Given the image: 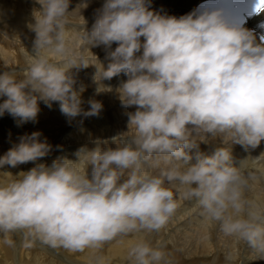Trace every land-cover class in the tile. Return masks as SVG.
Here are the masks:
<instances>
[{
  "label": "clouds",
  "instance_id": "9594fccd",
  "mask_svg": "<svg viewBox=\"0 0 264 264\" xmlns=\"http://www.w3.org/2000/svg\"><path fill=\"white\" fill-rule=\"evenodd\" d=\"M35 2L40 7L28 25L34 54L23 75L7 64L0 72V117L7 113L17 127L35 123L38 101L48 108L57 102L70 121L99 116L102 102L89 98L85 110L86 86L78 83L79 71L92 66L97 95L115 90L122 107L135 108L127 114L135 135L115 148L96 140L91 150L79 147L75 160L58 156L50 165L37 163L53 151L41 132L20 136L0 156V168L35 166L0 185V233L18 232L29 247L39 242L83 252L117 237L159 232L182 200H195L225 235L264 257V206L247 197L259 178L233 157V145L249 152L264 141V39L257 43L253 31L222 9L197 7L176 17L152 10V0H104L91 29L80 16L83 27L73 35L70 15L90 0L73 11L71 0ZM259 6L254 0L253 14L264 12ZM92 48L105 51L106 67ZM121 73L126 79L115 89L103 83ZM215 138L223 146L210 155L200 151ZM165 247L140 240L129 259L170 264Z\"/></svg>",
  "mask_w": 264,
  "mask_h": 264
},
{
  "label": "rangeland",
  "instance_id": "374dc122",
  "mask_svg": "<svg viewBox=\"0 0 264 264\" xmlns=\"http://www.w3.org/2000/svg\"><path fill=\"white\" fill-rule=\"evenodd\" d=\"M13 0H4V3H10L11 6L13 5L12 3ZM21 1V2H20ZM23 2V3H22ZM25 2V3H24ZM32 3V4H29V3ZM17 4V5H16ZM20 4V5H19ZM16 5V6H15ZM18 6V7H17ZM34 6V7H33ZM17 7V8H16ZM39 5L35 2V0H17L14 1V6L10 7V11H9V15L11 13V15H15L16 13H13L12 11L15 10L18 11L23 9V8H27L29 9V11L27 12V17L29 19V22L32 23L34 22V12H35V9H38L39 10ZM17 9V10H16ZM2 20H4V18H1ZM2 20H0V72H3L5 70H7L5 68V64L8 65V63L6 61H8L10 63V61L12 63L9 64V67L10 65L12 64L11 67L13 68H16L17 71L23 75V71L25 69H27L31 63V59H32V56L34 53H33V46H32V39L34 38L33 35L34 34H27V32H22L19 31V30H14V28H11L9 27V22L10 21H7L8 18L6 17L5 21L6 22H3ZM4 24V25H2ZM2 27V28H1ZM11 28V29H10ZM3 29V30H2ZM13 30V31H12ZM18 31V32H17ZM13 32V33H12ZM10 35H9V34ZM19 33V34H18ZM21 33H23L21 35ZM16 36H15V35ZM4 35V36H2ZM23 36L24 39L21 37ZM8 37V38H7ZM11 37V39H10ZM17 37V38H15ZM19 37V38H18ZM4 38V39H3ZM15 38V39H14ZM30 38V39H29ZM32 38V39H31ZM20 39V40H19ZM6 40H11V41H8L6 43ZM22 40V41H21ZM11 42V44H10ZM23 42V44H22ZM28 42V43H27ZM30 42V43H29ZM9 43V44H8ZM21 43V44H20ZM16 44V45H15ZM7 47H5V46ZM11 45H12V48H11ZM21 45V46H20ZM4 46V47H3ZM17 46V48H16ZM28 46V47H27ZM5 48V49H4ZM4 49V50H3ZM11 49V50H9ZM8 50V51H7ZM15 50V51H14ZM10 53V54H9ZM9 54V55H8ZM5 56V57H4ZM12 57V58H11ZM9 58V59H8ZM11 58V59H10ZM20 60H19V59ZM5 60V64H4V60ZM14 59V60H13ZM3 60V62H2ZM17 60V62H16ZM54 62V61H53ZM13 63L15 65H13ZM17 63V64H16ZM19 63V64H18ZM25 63V64H23ZM4 65V66H3ZM27 65V66H26ZM82 70V69H81ZM79 71V72H82V71ZM73 73L76 72V69H72ZM83 77V74H79L78 73V83L79 82H83V84L86 86V90L82 93L83 96L81 95V99L83 100L84 98L88 101V98H95L96 100H98V98L94 97L93 95V90L92 88L86 84V81H85V77ZM83 80V81H82ZM2 99H5L4 97H0V103H2ZM84 99V100H85ZM83 100V101H84ZM84 101L85 105H82L84 108H86V105H87V101ZM100 101V100H99ZM43 102H39L38 101V104H39V107L41 110L44 109V112L40 110L38 116L42 118V115L45 117L44 119H40L38 116H37V120H41V121H36L35 123H32L30 124L29 123H26V125H29V126H26L25 124H23L22 126L20 127H17L16 126V122L14 121V119L8 115L7 113H5L2 117H0V156H2L10 147H12L14 144L18 143L19 142V137L24 135L25 133L27 134H31L32 132L34 131H39L41 133H43V135L41 136V140H43L44 138H47V141L48 143H50L52 146H53V151L46 157L42 158L41 160H39V162L37 161V163H45V164H48L50 165L56 157L58 156H67L69 159H71L72 157V160L76 159V157L73 155V153L81 146H87V148H94L96 145H94L95 143V140H100V141H106L107 143H102L101 145V148H106V147H116V145H123L124 143L130 141L131 137H133L135 135V127H131L132 129H129L130 131L126 130L127 133H128V137H123L121 138L120 135H116L115 133V126L116 125H126L127 124V121L128 120L126 118V116H122L123 113H129V112H133L134 111V107L132 108H124V110L122 109V106H121V110L123 111H119V113H114L113 115L111 114H107V112H104L103 114L100 112V115L99 116H95L94 117H88V118H82L81 117H76V119H73V120H69L68 118H65V116L59 111V104L57 102L56 106H55V103H52V107L58 114L54 115L56 112H52V113H49L48 112V107L45 106V104ZM42 105V106H41ZM54 105V106H53ZM55 107H57L55 109ZM50 109V108H49ZM47 110V111H46ZM58 110V111H57ZM87 110V109H86ZM127 110V111H126ZM46 112V113H45ZM123 112V113H122ZM122 113V114H120ZM51 114V115H50ZM117 114V115H116ZM104 115V117H103ZM106 115V116H105ZM51 116L52 119L50 118ZM58 116V117H57ZM117 116V117H116ZM120 116V117H118ZM128 117V116H127ZM2 118V119H1ZM39 118V119H38ZM54 118V119H53ZM59 118V119H58ZM98 118H99V121H98ZM116 118V119H115ZM119 118V119H118ZM123 118V120H122ZM4 119V120H3ZM56 119H58V121H56ZM61 119V120H60ZM88 119V120H87ZM111 122H109L110 120ZM49 120V121H48ZM56 122H54V121ZM67 120V121H66ZM69 120V121H68ZM75 120V121H74ZM102 120V121H101ZM114 120V121H113ZM4 121V122H3ZM59 121H62L61 123ZM64 121H66L65 123H63ZM102 122V125H101V122ZM105 121H107L105 123ZM125 121V122H124ZM13 124H12V123ZM59 124H58V123ZM68 122V123H67ZM74 122V124H73ZM76 122H78L76 124ZM109 122V123H108ZM118 122V123H117ZM121 122V123H120ZM44 123V124H42ZM71 123V124H70ZM117 123V124H116ZM125 123V124H123ZM3 124V125H2ZM8 124V125H7ZM34 124V125H33ZM68 124V125H67ZM70 124V125H69ZM82 124V125H81ZM108 124H109V127H108ZM2 125V126H1ZM12 125V126H11ZM40 125V127H39ZM42 125V126H41ZM49 125V126H48ZM58 125V126H57ZM62 125V126H61ZM64 125V126H63ZM76 125V127H75ZM94 125V126H93ZM115 125V126H114ZM8 126V127H7ZM24 126V127H23ZM37 128H36V127ZM45 126V127H44ZM68 126V127H67ZM78 126V127H77ZM81 126H83V128L86 126V130L84 129V131H86V134L83 130V128H81ZM102 126V128H101ZM31 129H29V128ZM47 127V128H46ZM64 127L66 129H64ZM74 127V129H73ZM14 128V130H13ZM38 130H36V129ZM43 128V129H42ZM74 131H72V129ZM77 128V129H76ZM99 128L100 130H103L104 133H102V131H99ZM114 130H113V129ZM3 129V130H2ZM9 129V130H8ZM34 129V131H32ZM79 129H82L79 131V133L77 132ZM96 129V130H95ZM28 130V131H27ZM69 130V131H68ZM87 130H89L87 132ZM91 130V131H90ZM10 131V132H9ZM12 131V133H11ZM15 133H14V132ZM29 131H31L29 133ZM58 131V132H57ZM77 133H76V132ZM98 131V132H97ZM114 131V132H112ZM83 133V135L80 136V134ZM97 132V134L95 133ZM48 133V134H47ZM51 133V134H50ZM72 133V135H71ZM74 133V134H73ZM109 133V134H108ZM75 134H78L77 136ZM96 134V135H95ZM108 134V135H107ZM100 135V137L98 136ZM116 135V137H115ZM12 136V137H11ZM69 136V137H68ZM94 136V137H92ZM96 136V137H95ZM111 136V137H110ZM130 136V137H129ZM65 137H68V138H65ZM77 137V138H76ZM80 137V138H79ZM84 137V138H83ZM99 137V138H98ZM103 137V138H102ZM61 138L64 139V141L61 140ZM112 138V139H111ZM114 138V139H113ZM118 138V139H117ZM81 139V140H80ZM84 139V141H83ZM102 139V140H101ZM108 139V140H106ZM77 140H78V143H77ZM89 140V141H88ZM115 140V141H114ZM70 141V143H69ZM72 141V143H71ZM81 143H80V142ZM83 141V142H82ZM60 142V144H59ZM86 142V143H85ZM89 142V143H88ZM113 142V143H112ZM121 142V143H120ZM67 143V145H66ZM77 143V144H76ZM85 143V144H83ZM120 143V144H119ZM62 144V145H61ZM65 144V145H64ZM70 144V146H68ZM82 144V145H80ZM12 145V146H11ZM59 145V146H62V150H58L56 148V146ZM80 145V146H79ZM79 146V147H77ZM259 149H255L254 152L253 151H249L248 154L252 153L251 155L252 156H257L258 153H260V146L258 147ZM90 149V150H91ZM56 151V152H55ZM241 151V152H240ZM256 151V152H255ZM236 153H247L245 152L242 148H239V150L235 151ZM235 152L233 153L234 155ZM264 152V151H263ZM53 154V155H52ZM63 154V155H62ZM261 154V153H260ZM69 155V156H68ZM262 156H264V154H261ZM259 155V156H261ZM55 157V158H54ZM260 159V158H259ZM263 159V157L261 158ZM50 160V161H49ZM49 161V162H48ZM35 166L33 163H26V164H21L19 165L18 167L16 168H11V167H8V166H5L4 168H0L3 169L5 171V173H11V175H9L11 177L12 180H17V179H20L18 175V173L20 172H26L27 170H29L31 167ZM88 172H91V166L88 167ZM90 170V171H89ZM158 171V169L156 170ZM90 174V173H89ZM8 175V174H7ZM258 181L256 182H253L252 183V188H251V192L249 191L247 195V197H249V199L253 200V201H256L258 202V198H257V191L258 189L255 188L254 186L256 185V183L260 186V177L258 176ZM8 183V179H2L0 178V185H6ZM255 183V184H254ZM260 188V187H259ZM174 190V193H175V189ZM255 190V191H254ZM253 191V192H252ZM256 193V194H255ZM187 200H182L180 202V206L182 207L180 209V207L176 210L175 214L176 216H173V218L170 219V221L168 222V224L162 228V230H160L158 233L155 232L156 234H152L151 233V237H149L147 232H145L146 234H144V238L146 237H149L147 239H145L146 241H148L153 247L157 246L159 244V242H163V244H165V251L171 255L168 256V258L170 259L169 261H171L172 263L174 262V264H177V263H181V264H205L203 259L205 258L206 259V264H211V261L214 259L211 258L212 257H215V255H217L215 257V259L212 261V264H222L225 262L228 263V264H253L254 261L255 263L254 264H264V257H260L258 256L257 253H253V251L250 249V248H247L248 246L246 244H244V242L242 241H239L236 239V237L234 236H227L225 235L221 230H220V227H219V224L216 223V222H210L208 219L205 218L204 215H202V212L200 213L199 211L201 210L200 208L199 209H195L194 211H192V209L194 208V206H198L197 203H195L196 201L195 200H191L190 202L187 201ZM193 203V204H192ZM184 204V205H183ZM186 204V205H185ZM185 206V207H184ZM187 206V207H186ZM189 206V207H188ZM199 207V206H198ZM187 208V209H185ZM187 210V212H186ZM181 211V212H180ZM202 211V210H201ZM185 214V215H184ZM178 216V217H177ZM193 216V217H192ZM194 220H193V219ZM177 220V221H176ZM178 220H180L181 222H179ZM187 220V221H186ZM190 220V221H188ZM186 222V223H185ZM210 222V225L211 227H209V232L206 234V242H204L205 246L203 244H197V245H201V247H205L204 250L201 249L199 246H198V250H195L197 249V247H195V251L197 253L194 252L193 249L190 250V248H193L191 246H193V241L192 239H200V238H195L194 236H196L200 230V228H202V226H205L204 224H208ZM175 223V224H174ZM178 223V225H177ZM189 223V224H188ZM170 224V226H169ZM173 225V226H171ZM177 225V226H175ZM168 226V227H167ZM167 230H166V229ZM169 228V229H168ZM175 228V230H174ZM212 228V229H211ZM172 229V230H171ZM178 229V230H177ZM177 231V232H176ZM195 231V232H194ZM212 231V232H211ZM216 231V232H214ZM161 232V234H159ZM176 234H174V233ZM191 232V233H190ZM211 232V233H210ZM214 232V234H213ZM138 234V232H136ZM135 233V234H136ZM168 233V234H167ZM171 233V234H170ZM210 233V234H209ZM221 233V234H220ZM10 234V235H9ZM133 233V235H135ZM159 234V235H158ZM174 234V235H173ZM181 234V235H180ZM14 235V236H12ZM132 235V234H131ZM130 235V236H131ZM156 235V236H155ZM158 235V236H157ZM161 235V236H160ZM164 235V236H163ZM171 235H173L171 237ZM183 235V237H182ZM10 236V237H9ZM160 236V237H159ZM200 236V234H199ZM216 237V238H215ZM152 238V239H151ZM162 238V239H161ZM165 238V239H164ZM171 238V239H169ZM175 239L176 241H180L177 243L174 242L172 239ZM187 241H190L192 244L189 245L186 241H183L185 239ZM218 238V239H217ZM228 238V240H227ZM154 239V240H153ZM157 239V240H156ZM159 239V240H158ZM171 240V243L169 240ZM217 239V240H215ZM6 240H11L12 241V244L9 245L8 243H6L5 241ZM144 240V239H142ZM166 240V241H165ZM181 240L183 242H181ZM210 240V241H209ZM215 240V241H214ZM228 241V243H225L223 241ZM151 241V242H150ZM214 241V243H213ZM28 240L25 239V237L21 234H17V233H0V264H116L115 263V260H110V263L109 262V258H104V254L106 252V250L112 246L113 244H115L117 242V238L114 239L113 241L111 242H108V243H105L100 249H94L93 252H90L89 253V257L87 256L88 252L91 250L89 249H85L83 252H72L70 250L67 251V249H64L62 247L60 248H51L47 245H43L39 242H36L34 244H32L31 247L27 246L28 245ZM173 242V243H172ZM187 244H186V243ZM223 242V243H222ZM3 243V244H2ZM176 243V244H175ZM180 243V244H179ZM208 243H211L210 245ZM220 245L222 243V245L220 246L221 248H219L218 244ZM230 246H228L227 244H231ZM157 244V245H156ZM170 244V247L168 246ZM175 244V245H174ZM179 244V245H178ZM183 244V246L181 247V245ZM213 244V245H212ZM240 246H239V245ZM173 245V247H172ZM177 245V249H175V246ZM188 245L190 246L189 249H186L188 248ZM196 245V246H197ZM208 245V246H207ZM216 245V246H215ZM223 245H225V247L223 248ZM236 245L238 247V251L237 248H236ZM245 248L242 247V246ZM8 246V247H7ZM10 246V247H9ZM23 246V247H22ZM213 249H212V247ZM247 246V247H246ZM210 247V248H209ZM218 247V248H217ZM6 248V249H5ZM171 248V250H170ZM217 250H216V249ZM223 248V249H222ZM234 248V249H233ZM241 248H243V250H241ZM9 249V250H8ZM11 249V250H10ZM167 249V250H166ZM173 249H175L177 256H176V253L175 251H173ZM208 249V250H207ZM233 249V251H232ZM250 251L248 252L247 251ZM6 252H4V251ZM170 250V252H169ZM180 250V252H179ZM201 250V251H200ZM206 250V251H205ZM213 250L212 253H214V255L211 253V251ZM219 251L216 252V251ZM241 252H240V251ZM96 251V252H95ZM199 251V252H197ZM204 253H203V252ZM210 251V252H209ZM221 251V252H220ZM224 251V253H223ZM226 251V252H225ZM247 251V252H246ZM8 252V253H7ZM37 252V253H36ZM95 252V253H94ZM98 252V253H97ZM172 252H174L172 254ZM202 252V253H200ZM206 252H207V255H206ZM216 252V253H215ZM232 252H233V255H232ZM235 252V254H234ZM4 253H7L6 255H4ZM43 253V255H42ZM189 256H188V254ZM199 253V254H198ZM218 253V254H217ZM241 253V254H240ZM3 254V255H1ZM26 254V255H25ZM38 254V255H37ZM175 254V255H174ZM187 254V255H186ZM192 257H191V255ZM203 254V255H202ZM204 254L206 255V257L204 256ZM211 254V255H210ZM223 254L225 256V258L223 257ZM238 254V255H236ZM252 254V256H250ZM23 255V256H22ZM201 255V256H200ZM219 255V256H218ZM231 255V256H230ZM237 256V257H233V256ZM241 255V256H240ZM244 257H243V256ZM246 255V256H245ZM254 255V256H253ZM34 256V258H33ZM91 256V257H90ZM174 256V257H172ZM19 257V258H18ZM23 257V258H22ZM29 257V258H28ZM43 257V258H42ZM61 257V258H60ZM189 257V258H188ZM194 257V258H193ZM201 257V258H200ZM219 259H218V258ZM229 258L228 262H227V259ZM243 259H241V258ZM253 257V258H252ZM255 257V258H254ZM75 258V259H74ZM82 258V259H81ZM193 258V259H192ZM196 258V259H195ZM198 258V260H197ZM203 258V259H202ZM237 258V259H236ZM248 258V259H247ZM261 258V260H260ZM25 259V260H24ZM29 259V260H28ZM173 261H172V260ZM208 259V260H207ZM221 259V260H220ZM225 259V261H224ZM236 259V260H235ZM245 259V260H244ZM250 259V260H249ZM255 259V260H254ZM258 259V260H257ZM22 260V261H21ZM191 260V261H190ZM231 260V261H230ZM235 262H234V261ZM242 260V261H241ZM249 260V261H248ZM253 260V262L251 261ZM257 260V261H256ZM27 261V262H26ZM62 261V262H61ZM177 261V263H175ZM179 261V262H178ZM188 261V262H187ZM217 263H216V262ZM219 261V263H218ZM221 261V262H220ZM234 263H233V262ZM246 261V262H245ZM248 261V262H247ZM251 261V263H250ZM260 261V262H259ZM25 262V263H24ZM170 262V264H171ZM190 262V263H189ZM202 262V263H201ZM230 262V263H229ZM232 262V263H231ZM240 262V263H239ZM245 262V263H244ZM257 262V263H256Z\"/></svg>",
  "mask_w": 264,
  "mask_h": 264
},
{
  "label": "bare ground",
  "instance_id": "6f19581e",
  "mask_svg": "<svg viewBox=\"0 0 264 264\" xmlns=\"http://www.w3.org/2000/svg\"><path fill=\"white\" fill-rule=\"evenodd\" d=\"M7 1V0H6ZM14 1H16V0H13L12 1V3H13V5L12 6H14ZM25 1V0H24ZM198 1H200V0H152V10H154V11H159L160 9H163V13H167L168 15H174V16H176V17H179V16H181V15H184L185 13H184V11L185 10H188V7H194V5L198 2ZM9 2H10V0H9ZM17 2H18V0H17ZM21 2V1H20ZM80 2V0H71V5H70V8H69V11H73L74 9H75V7H76V5L78 4ZM103 2H104V0H90V3H89V6L87 7V9H82V10H80V12L79 13H77V12H73L71 15H70V22H71V25L72 26H70L71 28H70V33L71 34H75V31H76V29L77 30H80V28L81 27H83L82 25H80L81 23H82V18L80 17V16H82L83 17V19L84 20H86L87 21V25H86V28H87V30H90L91 29V26H92V23H93V21H94V15H95V10L96 9H98V8H100L101 7V5L103 4ZM23 3V2H22ZM25 3V2H24ZM29 4H32L31 2L29 3ZM17 5V4H16ZM15 5V6H16ZM20 5V4H19ZM11 6V4L9 3H4V0H0V20H2L1 18H4V20H2L3 22H6L5 21V19H6V17L8 18V20L7 21H10L9 22V27H11V28H14V30H19V31H21L22 30V32L24 31V32H27V34H34L33 32H31L30 30H29V27H28V25L29 24H31L30 22H29V19H28V17H27V12L29 11V9H27V8H23V9H21V10H19L18 9V11H16L15 12V10L14 11H12L13 13H16L15 15H11V13H10V15H9V11L12 9H10V7H12ZM18 7V6H17ZM16 7V8H17ZM34 7V6H33ZM13 10V9H12ZM17 10V9H16ZM36 11H38V9H35V12ZM162 13V14H163ZM34 16V15H33ZM259 20H260V18H259ZM34 21V20H33ZM1 22V21H0ZM32 23H34V22H32ZM2 25H4V24H2ZM1 26V25H0ZM2 28V27H1ZM10 28V29H11ZM3 30V29H2ZM13 31V30H12ZM18 32V31H17ZM13 33V32H12ZM9 34V33H8ZM19 34V33H18ZM23 33H21V35H22ZM10 35V34H9ZM15 35V34H14ZM2 36H4V35H2ZM16 36V35H15ZM23 39H24V37L23 36H21ZM33 37H34V35H33ZM8 38V37H7ZM15 38H17V37H15ZM14 38V39H15ZM19 38V37H18ZM255 38H256V41H257V43H259L258 42V39H257V37H256V35H255ZM4 39V38H3ZM10 39H11V37H10ZM30 39V38H29ZM32 39V38H31ZM34 39V38H33ZM32 39V40H33ZM142 40H143V38H141ZM20 40V39H19ZM8 41H11V40H8ZM7 40H6V43L8 42ZM22 41V40H21ZM28 43V42H27ZM30 43V42H29ZM9 44V43H8ZM10 44H11V42H10ZM21 44V43H20ZM22 44H23V42H22ZM16 45V44H15ZM5 46V45H4ZM3 46V47H4ZM21 46V45H20ZM117 45H115V44H113L112 45V48L114 49L115 47H116ZM5 47H7V46H5ZM28 47V46H27ZM11 48H12V45H11ZM16 48H17V46H16ZM5 49V48H4ZM3 49V50H4ZM9 50H11V49H9ZM0 51H2V50H0ZM8 51V50H7ZM15 51V50H14ZM91 51H92V53L93 54H95L96 56H98L99 57V59L104 63V65H105V67L107 66V60H105V51L102 49V48H92L91 49ZM10 54V53H9ZM8 54V55H9ZM50 55V59H52L54 62H57L58 60H59V58L58 57H53V56H51V54H49ZM83 55L85 56V57H87V58H89V59H91V54L85 49V50H83ZM5 57V56H4ZM12 58V57H11ZM10 58V59H11ZM9 59V58H8ZM19 59V58H18ZM4 60V59H3ZM3 60H2V62H3ZM14 60V59H13ZM20 60V59H19ZM7 63H8V66H9V64L10 63H12L11 61H10V63L8 62V61H6ZM16 62H17V60H16ZM4 64H5V60H4ZM17 64V63H16ZM19 64V63H18ZM23 64H25V63H23ZM13 65H15L14 63H13ZM4 66V65H3ZM12 66V64L10 65V67ZM27 66V65H26ZM72 71V70H71ZM82 72H79V74H83V77L82 78H84L85 77V81H86V84L87 85H89L91 88H92V90H93V95H94V97H96V98H98V100H100V102H102V104H103V110L101 111V113L103 114L104 112H107V114H114V113H119V111H123L124 110V108L125 107H122V109L123 110H121V104H120V101H119V99H118V94L115 92V90L113 91V92H101L100 94H96L95 93V88H96V85L94 84V83H92V81H91V75H92V73H94V71H95V68L94 67H92V66H90V67H88V68H86V69H82L81 70ZM73 72V71H72ZM22 75V74H21ZM124 79H126V77H124V75H123V73H121V75L120 76H118V77H114L111 81H103V83L104 84H111V85H113V87H114V89H115V87L118 85V83H119V81L120 80H124ZM83 81V80H82ZM83 83V82H82ZM82 96H83V94H81ZM85 99V98H84ZM83 99V100H84ZM89 99V98H88ZM95 99V98H94ZM86 100V99H85ZM84 100V101H85ZM2 101H3V99H2ZM87 101V100H86ZM53 103H55V102H53ZM43 104V103H42ZM56 104L57 103H55V106H56ZM83 105H85V103L83 104ZM42 106V105H41ZM54 106V105H53ZM89 106H88V104L86 105V108H85V110L88 108ZM44 109H45V107H43ZM57 107H55V109H56ZM42 109V108H41ZM40 109V110H41ZM44 109L43 110H41V111H43L44 112ZM48 109V112L49 113H52V112H54L55 110L53 109V108H47ZM58 109V108H57ZM47 111V110H46ZM58 111V110H57ZM59 111H60V109H59ZM127 111V110H126ZM134 111H135V109H134ZM133 111V112H134ZM56 112V111H55ZM124 112V111H123ZM122 112V113H123ZM46 113V112H45ZM117 113V114H118ZM122 113H120V114H122ZM56 114H58L57 112L54 114V115H56ZM116 114V115H117ZM128 113H123V115L122 116H126ZM44 115V114H43ZM42 115V118L44 119L45 117ZM51 115V114H50ZM100 115V114H99ZM115 115V114H114ZM113 115V116H114ZM101 116V115H100ZM106 116V115H105ZM124 116V117H125ZM128 116V115H127ZM126 116V118L128 119V117ZM39 117V116H38ZM52 117L53 116H51L50 118L52 119ZM58 117V116H57ZM79 117V116H78ZM103 117H104V115H103ZM117 117V116H116ZM118 117H120V116H118ZM40 119H42L41 117H39ZM38 118V119H39ZM66 118V117H65ZM94 118H95V116H94ZM2 119V118H1ZM37 120L38 122L39 121H41V120ZM54 119V118H53ZM59 119V118H58ZM58 119H56V121H58ZM76 119V118H75ZM81 119H82V117H81ZM116 119V118H115ZM119 119V118H118ZM4 120V119H3ZM61 120V119H60ZM88 120V119H87ZM110 120V119H109ZM122 120H123V118H122ZM49 121V120H48ZM54 121V120H53ZM56 121H54V122H56ZM67 121V120H66ZM66 121H64L63 123H65ZM69 121V120H68ZM75 121V120H74ZM98 121H99V118H98ZM102 121V120H101ZM100 121V122H101ZM114 121V120H113ZM127 121V124L126 125H114L115 126V133H116V135H120V137L121 138H123V137H128V133H127V131L126 130H128V131H130L129 129H132L131 127H134V126H131V125H129L128 126V120H126ZM4 122V121H3ZM42 122V121H41ZM60 123L62 122V121H59ZM107 121H105V123H106ZM109 122H111V120L109 121ZM108 122V123H109ZM125 122V121H124ZM12 123V122H11ZM29 123V122H28ZM58 123V122H57ZM68 123V122H67ZM78 122H76V124H77ZM118 123V122H117ZM116 123V124H117ZM121 123V122H120ZM13 124V123H12ZM16 124V123H15ZM30 124H31V122H30ZM42 124H44V123H42ZM59 124V123H58ZM71 124V123H70ZM69 124V125H70ZM73 124H74V122H73ZM79 124V123H78ZM77 124V125H78ZM123 124H125V123H123ZM3 125V124H2ZM1 125V126H2ZM8 125V124H7ZM26 125V124H25ZM34 125V124H33ZM68 125V124H67ZM80 125V124H79ZM82 125V124H81ZM101 125H102V122H101ZM12 126V125H11ZM26 126H29V125H26ZM42 126V125H41ZM49 126V125H48ZM58 126V125H57ZM62 126V125H61ZM64 126V125H63ZM94 126V125H93ZM8 127V126H7ZM24 127V126H23ZM36 127V126H35ZM39 127H40V125H39ZM45 127V126H44ZM68 127V126H67ZM75 127H76V125H75ZM78 127V126H77ZM108 127H109V124H108ZM29 128V127H28ZM37 128V127H36ZM35 128V129H36ZM41 128V127H40ZM47 128V127H46ZM81 128H83V126H81ZM86 128V126L83 128V130L82 129H79L77 132L79 133V131L80 130H82V131H84V129ZM101 128H102V126H101ZM30 129V128H29ZM32 129V128H31ZM30 129V130H31ZM43 129V128H42ZM64 129H66L65 127H64ZM72 129V128H71ZM73 129H74V127H73ZM72 129V131H74ZM77 129V128H76ZM113 129V128H112ZM3 130V129H2ZM9 130V129H8ZM13 130H14V128H13ZM36 130H38V129H36ZM86 130V129H85ZM96 130V129H95ZM114 130V129H113ZM28 131V130H27ZM32 131H34V129L32 130ZM69 131V130H68ZM89 130H87V132H88ZM91 131V130H90ZM99 131H102V133H104L103 132V130H100V128H99ZM10 132V131H9ZM14 132V131H13ZM16 132V131H15ZM14 132V133H15ZM31 131H29V133H30ZM58 132V131H57ZM76 132V131H75ZM76 132V133H77ZM85 132V134H86V131H84ZM84 132H82L81 134H80V136L81 135H83V133ZM98 132V131H97ZM97 132H95L96 134H97ZM112 132H114V131H112ZM11 133H12V131H11ZM135 133V132H134ZM48 134V133H47ZM51 134V133H50ZM74 134V133H73ZM95 134V135H96ZM109 134V133H108ZM107 134V135H108ZM42 135H43V133H42ZM71 135H72V133H71ZM76 136L78 135V134H75ZM116 135H115V137H116ZM99 137H100V135H98ZM12 137V136H11ZM69 137V136H68ZM68 137H65V138H68ZM92 137H94V136H92ZM96 137V136H95ZM98 137V138H99ZM111 137V136H110ZM130 137V136H129ZM77 138V137H76ZM80 138V137H79ZM84 138V137H83ZM103 138V137H102ZM132 138V137H131ZM63 138H61V140H62ZM112 139V138H111ZM118 139V138H117ZM81 140V139H80ZM98 140V139H97ZM102 140V139H101ZM106 140H108V139H106ZM62 141H64V139L62 140ZM83 141H84V139H83ZM82 141V142H83ZM89 141V140H88ZM96 141V140H95ZM115 141V140H114ZM80 142V141H79ZM69 143H70V141H69ZM71 143H72V141H71ZM77 143H78V140H77ZM76 143V144H77ZM81 143V142H80ZM86 143V142H85ZM85 143H83V144H85ZM89 143V142H88ZM113 143V142H112ZM121 143V142H120ZM119 143V144H120ZM59 144H60V142H59ZM105 144V143H104ZM62 145V144H61ZM65 145V144H64ZM66 145H67V143H66ZM80 145H82V144H80ZM79 145V146H80ZM95 145V144H94ZM102 145V144H101ZM100 145V146H101ZM12 146V145H11ZM68 146H70V144L68 145ZM79 146H77V147H79ZM221 146H223L222 145V143H221V139L220 138H215V139H209V142L207 143V144H205V143H201L200 144V146H199V148L200 149H203L204 151L203 152H207V154H211L213 151H214V149L215 148H217V147H221ZM113 147H114V145H113ZM112 147V148H113ZM239 148H241L239 145H233V153L235 152V151H237V150H239ZM91 148H89V150H90ZM257 149H259V148H257ZM209 151H211V153L209 152ZM264 151V141H262L261 142V144H260V153H264L263 152ZM56 152V151H55ZM241 152V151H240ZM254 152V151H253ZM252 152V153H253ZM256 152V151H255ZM251 153V154H252ZM260 153H258V155L257 156H252L250 153L248 154V152L247 153H236L235 152V154L236 155H234L233 154V157H234V164H235V166H240V164L242 163V162H244V164H245V167H246V169L248 170V171H252V172H254L257 176H259L260 177V186L256 183V185L254 186L255 188H257L258 189V191H257V198H258V203H260L262 206H264V158L263 159H259L260 158ZM53 155V154H52ZM63 155V154H62ZM69 156V155H68ZM55 158V157H54ZM71 159H72V157H71ZM75 160V159H74ZM50 161V160H49ZM48 161V162H49ZM39 162V161H38ZM51 163V162H50ZM192 163H195V160H193L192 161ZM34 167V166H33ZM89 169V168H88ZM90 171V170H89ZM90 173V172H89ZM0 178H2V179H8V183H10V182H12L13 180L11 179V177L9 176V175H7L6 173H5V171L3 170V169H1L0 170ZM16 180V179H15ZM255 184V183H254ZM260 187V188H259ZM255 191V190H254ZM251 192V191H250ZM253 192V191H252ZM249 194V193H248ZM247 194V195H248ZM256 194V193H255ZM250 195V194H249ZM249 198V197H248ZM252 199V198H251ZM250 199V200H251ZM187 202V201H186ZM190 202V201H189ZM196 203V202H195ZM193 204V203H192ZM184 205V204H183ZM186 205V204H185ZM185 207V206H184ZM187 207V206H186ZM189 207V206H188ZM182 207L180 206V209H181ZM185 209H187V208H185ZM195 209H199V207L197 206H194V208L192 209V211H194ZM182 210V209H181ZM181 212V211H180ZM186 212H187V210H186ZM200 213L202 212L201 210L199 211ZM188 213V212H187ZM185 215V214H184ZM173 216H176V215H173ZM178 217V216H177ZM193 217V216H192ZM173 218V217H172ZM193 219V218H192ZM194 220V219H193ZM170 221V220H169ZM177 221V220H176ZM179 222H181L180 220H178ZM187 221V220H186ZM188 221H190V220H188ZM186 223V222H185ZM212 223V222H211ZM175 224V223H174ZM189 224V223H188ZM177 225H178V223H177ZM177 225H175V226H177ZM205 226H202V228H200V230H199V232H198V234L196 235V236H194L195 238H200L199 240L197 239H192V241H193V246H191V247H193V248H190V250L191 249H195V247H197V249H195V250H198L199 248H198V246L199 245H197L198 243L199 244H203L204 246H205V244H204V242H206L207 240L205 239L207 236H206V234L209 232V227H211L210 225H212V224H210V222L207 224H204ZM169 226H170V224H169ZM171 226H173V225H171ZM168 227V226H167ZM166 229V228H165ZM169 229V228H168ZM212 229V228H211ZM162 230V229H161ZM167 230V229H166ZM172 230V229H171ZM174 230H175V228H174ZM178 230V229H177ZM208 231V232H207ZM177 232V231H176ZM175 232V233H176ZM195 232V231H194ZM212 232V231H211ZM210 232V233H211ZM214 232H216V231H214ZM214 232H213V234H214ZM148 233V232H147ZM154 234H156L155 232H153ZM152 233V234H153ZM158 233V232H157ZM174 233V232H173ZM174 233V234H175ZM191 233V232H190ZM209 233V234H210ZM217 233V232H216ZM215 233V234H216ZM17 234H20V233H18L17 232ZM135 234V233H134ZM144 234H146L145 233V231H141V232H138V234L136 233L135 235H129V236H122V237H117V242L115 243V244H113L112 246H110L107 250H106V252H105V254H104V258H109V262L108 263H110V260H115V263L116 264H132V261L129 259V250H130V248L132 247V246H134L137 242H139L140 240H142V239H147V238H149V237H151L150 235H151V233L148 235L149 237H145L144 238ZM159 234H161V232L159 233ZM158 234V235H159ZM168 234V233H167ZM171 234V233H170ZM173 234V235H174ZM199 234H200V236H199ZM214 234V235H215ZM221 234V233H220ZM10 235V234H9ZM157 235V236H158ZM173 235H171V237L173 236ZM176 235V234H175ZM181 235V234H180ZM12 236H14V235H12ZM156 236V235H155ZM161 236V235H160ZM159 236V237H160ZM164 236V235H163ZM10 237V236H9ZM182 237H183V235H182ZM216 238V237H215ZM152 239V238H151ZM162 239V238H161ZM165 239V238H164ZM169 239H171V238H169ZM168 239V240H169ZM185 239V238H184ZM218 239V238H217ZM217 239H215V240H217ZM154 240V239H153ZM157 240V239H156ZM159 240V239H158ZM173 241L175 240L174 238L172 239ZM214 240V241H215ZM227 240H228V238H227ZM223 241V242H225V243H228V241ZM166 241V240H165ZM170 241V243H171V240H169ZM178 241V240H177ZM177 241L175 240L174 242H176L177 243ZM183 241H186L189 245H191L192 243L190 242V241H187L186 239L185 240H183ZM182 240H181V242H183ZM210 241V240H209ZM214 241H213V243H214ZM218 241V240H217ZM6 242V241H5ZM151 242V241H150ZM178 242H180V241H178ZM185 242V243H186ZM219 242V241H218ZM222 242V243H223ZM239 242V241H238ZM29 243V242H28ZM160 243V242H159ZM161 243H163V242H161ZM173 243V242H172ZM175 243V244H176ZM186 243V244H187ZM216 243V242H215ZM214 243V244H215ZM222 243L219 245L218 243V247L219 248H221L220 246L222 245ZM3 244V243H2ZM165 244H166V242H165ZM164 244V245H165ZM174 244V245H175ZM180 244V243H179ZM178 244V245H179ZM209 245L211 244V243H208ZM157 245V244H156ZM188 245V248H186V249H189V246ZM197 245V246H196ZM213 245V244H212ZM228 246H230V245H232V243L231 244H227ZM239 245V244H238ZM169 247H170V244L168 245ZM183 246V244L181 245V247ZM208 246V245H207ZM216 246V245H215ZM240 246V245H239ZM242 246V245H241ZM8 247V246H7ZM10 247V246H9ZM23 247V246H22ZM172 247H173V245H172ZM201 249H203L204 250V248L203 247H201V245L199 246ZM212 247V246H211ZM217 247V248H218ZM225 247V245H223V248ZM243 247V246H242ZM247 247V246H246ZM210 248V247H209ZM222 248V249H223ZM226 248V247H225ZM236 248H237V250L236 251H238V247H237V245H236ZM244 248V247H243ZM243 248H241V250H243ZM247 248H249V247H247ZM6 249V248H5ZM90 251L88 252V254H87V256L89 257V253L90 252H93L94 251V249L93 248H88ZM175 249H177V245L175 246ZM175 249H173V251H175ZM212 249H213V247H212ZM216 249V248H215ZM234 249V248H233ZM233 249H232V251H233ZM251 249V248H250ZM9 250V249H8ZM11 250V249H10ZM167 250V249H166ZM170 250H171V248H170ZM170 250H169V252H170ZM194 250V252L196 253V251ZM208 250V249H207ZM217 250V249H216ZM215 250V251H216ZM244 250H245V248H244ZM252 251H253V253L255 252L253 249H251ZM4 251V250H3ZM68 251V250H67ZM201 251V250H200ZM206 251V250H205ZM204 251V252H205ZM240 251V250H239ZM247 251H248V249H247ZM246 251V252H247ZM4 252H6V251H4ZM96 252V251H95ZM94 252V253H95ZM179 252H180V250H179ZM197 252H199V251H197ZM203 252V251H202ZM202 252H200V253H202ZM203 252V253H204ZM210 252V251H209ZM213 252V250L211 251V253ZM216 252H218L219 253V251H216ZM215 252V253H216ZM221 252V251H220ZM226 252V251H225ZM241 252V251H240ZM248 252H250V251H248ZM8 253V252H7ZM7 253H4V255H6ZM37 253V252H36ZM98 253V252H97ZM171 253V252H170ZM174 252H172V254H173ZM175 253H176V251H175ZM217 253V254H218ZM223 253H224V251H223ZM255 253H257V252H255ZM177 254L178 253H176V256H177ZM188 254V253H187ZM186 254V255H187ZM199 254V253H198ZM213 255H214V253H212ZM234 254H235V252H234ZM241 254V253H240ZM258 254V253H257ZM1 255H3V254H1ZM8 255V254H7ZM26 255V254H25ZM38 255V254H37ZM42 255H43V253H42ZM169 255H171V254H169ZM175 255V254H174ZM191 255V254H190ZM193 255V254H192ZM192 255H191V257H192ZM196 255H197V253H196ZM203 255V254H202ZM206 255H207V252H206ZM206 255L204 254V256L206 257ZM211 255V254H210ZM232 255H233V252H232ZM236 255H238V254H236ZM23 256V255H22ZM188 256H189V254H188ZM198 256V255H197ZM201 256V255H200ZM217 255H215V257H216ZM219 256V255H218ZM225 256H226V254L224 255L223 254V257L225 258ZM231 256V255H230ZM241 256V255H240ZM243 256V255H242ZM246 256V255H245ZM250 256H252V254L250 255ZM254 256V255H253ZM258 256H260V254H258ZM2 257V256H1ZM0 257V258H1ZM91 257V256H90ZM172 257H174V256H172ZM215 257H212L211 256V258L213 259H215ZM233 257H237V256H233ZM244 257V256H243ZM261 257V256H260ZM19 258V257H18ZM23 258V257H22ZM29 258V257H28ZM33 258H34V256H33ZM43 258V257H42ZM61 258V257H60ZM189 258V257H188ZM194 258V257H193ZM192 258V259H193ZM201 258V257H200ZM218 258V257H217ZM228 258V257H227ZM230 258V257H229ZM229 258L227 259V262H228V260H229ZM241 258V257H240ZM253 258V257H252ZM255 258V257H254ZM75 259V258H74ZM82 259V258H81ZM169 259V258H168ZM196 259V258H195ZM203 259V258H202ZM213 259V260H214ZM219 259V258H218ZM226 259V258H225ZM225 259H224V261H225ZM231 259V258H230ZM237 259V258H236ZM235 259V260H236ZM241 259H243V258H241ZM248 259V258H247ZM25 260V259H24ZM29 260V259H28ZM170 260V259H169ZM172 260V259H171ZM197 260H198V258H197ZM205 260V261H204ZM208 260V259H207ZM212 260V261H213ZM216 260V259H215ZM221 260V259H220ZM245 260V259H244ZM250 260V259H249ZM248 260V261H249ZM255 260V259H254ZM258 260V259H257ZM256 260V261H257ZM260 260H261V258H260ZM22 261V260H21ZM173 261V260H172ZM191 261V260H190ZM203 261H204V263L206 264V259L204 258L203 259ZM212 261H211V264H212ZM231 261V260H230ZM234 261V260H233ZM232 261V262H233ZM242 261V260H241ZM247 261V262H248ZM252 262H253V260H251ZM251 261H250V263H251ZM262 261V260H261ZM27 262V261H26ZM62 262V261H61ZM171 262V261H170ZM179 262V261H178ZM188 262V261H187ZM216 262V261H215ZM221 262V261H220ZM231 262V263H232ZM235 262V261H234ZM233 262V263H234ZM246 262V261H245ZM244 262V263H245ZM260 262V261H259ZM25 263V262H24ZM175 263H177V261L175 262ZM190 263V262H189ZM202 263V262H201ZM217 263V262H216ZM218 263H219V261H218ZM230 263V262H229ZM240 263V262H239ZM254 263H255V261H254ZM253 263V264H254ZM257 263V262H256ZM2 264V263H1ZM12 264V263H11ZM28 264V263H27ZM76 264V263H75ZM103 264V263H102ZM171 264H174V262L172 263L171 262ZM177 264H181V263H177ZM185 264V263H184ZM210 264V263H209ZM220 264V263H219ZM222 264H225V262L224 263H222ZM226 264H228V263H226ZM258 264V263H257ZM262 264V263H261Z\"/></svg>",
  "mask_w": 264,
  "mask_h": 264
},
{
  "label": "snow or ice",
  "instance_id": "6c2138e0",
  "mask_svg": "<svg viewBox=\"0 0 264 264\" xmlns=\"http://www.w3.org/2000/svg\"><path fill=\"white\" fill-rule=\"evenodd\" d=\"M262 9H264V0H260V6L258 8H256V11L259 12Z\"/></svg>",
  "mask_w": 264,
  "mask_h": 264
}]
</instances>
